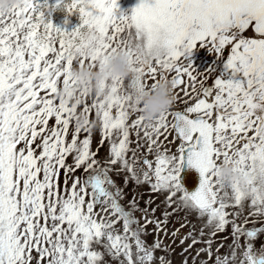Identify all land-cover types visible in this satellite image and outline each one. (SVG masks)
I'll return each instance as SVG.
<instances>
[{
    "label": "snow or ice",
    "instance_id": "obj_1",
    "mask_svg": "<svg viewBox=\"0 0 264 264\" xmlns=\"http://www.w3.org/2000/svg\"><path fill=\"white\" fill-rule=\"evenodd\" d=\"M49 8L78 11L82 23L57 26ZM119 9V0H21L0 11V264H172L156 256L172 250L160 235L174 243L191 214L202 221L180 239L185 254L195 250L191 264H264V244L255 245L264 235V0ZM250 26L259 38H241ZM198 45L219 56L231 45L222 73L197 70ZM119 50L132 58L129 77L106 78L103 96L81 91L78 108L58 96L75 66L103 70ZM161 76L173 81L176 104L145 121L139 94ZM185 159L201 176L194 192L179 179ZM221 164L243 173L246 187L225 185ZM121 176L150 185L163 209L151 195L145 207L135 194L125 206ZM174 216L179 227L169 229ZM229 226L222 254L224 244L213 245Z\"/></svg>",
    "mask_w": 264,
    "mask_h": 264
},
{
    "label": "rangeland",
    "instance_id": "obj_2",
    "mask_svg": "<svg viewBox=\"0 0 264 264\" xmlns=\"http://www.w3.org/2000/svg\"><path fill=\"white\" fill-rule=\"evenodd\" d=\"M141 2V0H119L120 9L119 11H123L127 14H131V12L134 10V8ZM154 2V0H152ZM49 3L51 5L55 4V0H49ZM50 13V17L54 24L57 26L66 28L67 30L71 31L73 28L78 26L82 23L80 13L78 11H75L71 13L70 15L63 9L60 8H49L47 10ZM98 11V10H97ZM76 14V15H75ZM78 16V17H77ZM241 38L245 39H256L259 38L258 34L255 33L254 27L250 26L249 29H247L244 33L241 34ZM231 52V45L227 46L225 49V52L223 56H219L214 52L209 51V47L204 45L200 46L198 45L195 49L192 50V55L190 59L192 60L194 66L197 68L200 72L207 71L210 67H215V73L216 75H219L224 71V65L226 63L227 57L230 55ZM208 85L214 84V77L210 78L207 81ZM51 123V122H50ZM100 133L97 131L94 134L93 139V149H95L100 141ZM133 139H134V133H133ZM169 139H175V137H169ZM134 146V145H133ZM176 146H178V141L176 142ZM172 147V151H175V147L170 145ZM108 151V145L105 144L104 147L100 149V156L103 157ZM150 159L154 160V156H150ZM69 163L72 162L71 157H69ZM114 179L117 180V182L120 184V186L124 190V197L122 199V203L127 206L133 197V195H136V198L139 201L140 207H145L146 203L149 199V196L151 195L152 199L155 201L154 204H152V207L155 208L157 205H160V201L163 199L162 196H158V194L151 193L150 192V185L143 184L139 187L136 186L135 182L129 181L128 184H124L123 177H114ZM161 210L163 209V205H160ZM157 216L161 215V211H157ZM185 214L183 212L179 213L180 217H183ZM137 217H142L141 212L136 213ZM143 222V220H142ZM186 227L181 230V234L179 237L175 238V242L173 243V238L169 236H165L163 234L160 235V239L163 241L165 245H170V248L172 250H169L167 252L164 251H157L156 256L159 258L160 256H165L168 260L172 262V264H182V261L184 259L189 260V264H191V257L194 255V251L192 253L185 254L183 252L184 245L180 244V239L186 235L190 227L192 225H195V227L199 230L202 226V221H199L195 214H191L188 216L187 220L185 221ZM173 227H179V223L177 222V218L174 216L172 218L171 223L169 224V229ZM248 227H251V225H248ZM152 225L148 226V232L152 233ZM231 227L229 226L228 229L222 233H219L217 237L215 238V244L213 247H216L218 244L223 243L224 247L220 249L221 253H225L228 250V245L231 244ZM146 240L148 243H152L154 240V234H149L146 237ZM226 238V239H225ZM262 244H264V235L260 236L256 241L255 245L257 248H259ZM202 245H197V248L201 247ZM158 264V262H157Z\"/></svg>",
    "mask_w": 264,
    "mask_h": 264
},
{
    "label": "clouds",
    "instance_id": "obj_3",
    "mask_svg": "<svg viewBox=\"0 0 264 264\" xmlns=\"http://www.w3.org/2000/svg\"><path fill=\"white\" fill-rule=\"evenodd\" d=\"M21 0H0V11L5 14L10 13L14 5H19ZM70 15V13H68ZM210 52L211 49L209 50ZM217 55L219 53H216ZM131 56L124 50L112 53L105 64L103 70L93 68L87 64L83 67L77 65L73 68V83L67 88H61L58 96L63 98L71 106L79 107L85 102V97L80 95L81 91L87 90L89 96H103L105 89L101 82L106 78L116 76L127 78L131 75ZM140 104L142 112L140 113L145 121H154L161 113L172 109L176 104V94L173 81L161 76L155 87L145 89L140 92ZM81 125H84L88 117L83 112H78ZM219 179L225 184L230 185L239 181L246 187L248 179L243 173L236 170L234 165H219Z\"/></svg>",
    "mask_w": 264,
    "mask_h": 264
},
{
    "label": "water",
    "instance_id": "obj_4",
    "mask_svg": "<svg viewBox=\"0 0 264 264\" xmlns=\"http://www.w3.org/2000/svg\"><path fill=\"white\" fill-rule=\"evenodd\" d=\"M179 179L181 184L188 192H194L199 187L201 176L199 170L193 166H190L187 162V159H185Z\"/></svg>",
    "mask_w": 264,
    "mask_h": 264
},
{
    "label": "trees",
    "instance_id": "obj_5",
    "mask_svg": "<svg viewBox=\"0 0 264 264\" xmlns=\"http://www.w3.org/2000/svg\"><path fill=\"white\" fill-rule=\"evenodd\" d=\"M76 15V14H75ZM78 17V16H77Z\"/></svg>",
    "mask_w": 264,
    "mask_h": 264
}]
</instances>
